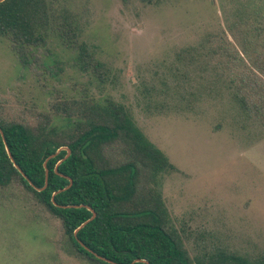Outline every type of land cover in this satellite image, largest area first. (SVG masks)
Returning a JSON list of instances; mask_svg holds the SVG:
<instances>
[{"label": "rangeland", "instance_id": "374dc122", "mask_svg": "<svg viewBox=\"0 0 264 264\" xmlns=\"http://www.w3.org/2000/svg\"><path fill=\"white\" fill-rule=\"evenodd\" d=\"M51 1L75 14L105 80L80 70L56 38L34 72L0 38V115L32 120L53 102L73 100L121 104L172 165L157 188L189 254L264 251V119L239 110L233 74L213 53L216 42L237 44L227 28L253 21L238 20L252 0ZM0 264L86 262L69 251L55 219L7 186L0 188Z\"/></svg>", "mask_w": 264, "mask_h": 264}, {"label": "trees", "instance_id": "16d2710c", "mask_svg": "<svg viewBox=\"0 0 264 264\" xmlns=\"http://www.w3.org/2000/svg\"><path fill=\"white\" fill-rule=\"evenodd\" d=\"M246 4L249 12L242 8L238 20L252 15L253 21L246 27L233 21L227 29L237 44L216 42L213 53L223 55L222 64L233 74L231 97L239 110L264 119V0ZM0 38L22 68L33 72L44 67L41 52L56 38L75 54L80 70L105 80L106 66L80 39L75 14L51 0H0ZM221 38L217 31L213 39ZM33 116L0 115V188L26 193L57 221L69 251L86 264H264V251L248 256L213 248L189 254L157 188L159 175L172 165L121 104L108 98L53 102L49 112ZM61 146L69 154L57 163L66 153L55 152ZM68 179L70 185L52 195ZM89 208L94 217L73 234L90 216Z\"/></svg>", "mask_w": 264, "mask_h": 264}, {"label": "water", "instance_id": "95a60500", "mask_svg": "<svg viewBox=\"0 0 264 264\" xmlns=\"http://www.w3.org/2000/svg\"><path fill=\"white\" fill-rule=\"evenodd\" d=\"M0 135H1V131H0ZM59 149H65L66 150V153H65V155L60 159V160H58L57 161V163L58 162H60L62 159H64L68 154H69V149L67 148V147H64V146H62V147H59V148H57L56 150H55V152H57ZM8 156L10 157V155L8 154ZM50 156H52V154L50 155ZM45 179H46V169H45V171H44V184H45ZM70 185V179H68V183H67V185L65 186V187H63V188H60V189H57L56 191H54L53 193H52V195L55 193V192H57V191H60V190H63V189H65V188H67L68 186ZM89 210H90V216L85 220V221H83L74 231H73V234L75 233V231L80 227V226H82L84 223H86L87 221H89V220H91L93 217H94V215H95V213H94V211L91 209V208H89ZM79 242V241H78ZM80 243V242H79ZM81 244V243H80ZM82 245V244H81ZM140 259H134L133 261H139ZM109 261V260H108ZM110 263H112V264H117V263H114V262H111V261H109ZM132 263V262H131ZM131 263H129V264H131ZM145 264H147V262H145Z\"/></svg>", "mask_w": 264, "mask_h": 264}]
</instances>
